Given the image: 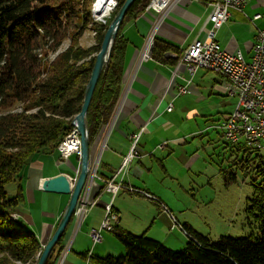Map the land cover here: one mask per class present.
Wrapping results in <instances>:
<instances>
[{
	"label": "trees",
	"instance_id": "obj_1",
	"mask_svg": "<svg viewBox=\"0 0 264 264\" xmlns=\"http://www.w3.org/2000/svg\"><path fill=\"white\" fill-rule=\"evenodd\" d=\"M124 1L119 0L107 23H99L92 18L93 0H0V264H17L16 260L32 262L42 248L36 234L13 217L24 201L23 169L35 153L57 151L73 128L105 31ZM149 2L135 0L119 28L86 116L90 144L102 126L111 121L122 94L129 41L123 29ZM87 28L95 31L96 43L84 47L80 38ZM66 39H70L69 45L50 59L51 51L56 52ZM170 52L180 54L171 42L154 38L151 54L154 60L176 65L177 59L168 56ZM226 145L234 152H243L242 167L252 164L261 176L254 183L255 197L248 207L260 223L258 236L221 235L212 242L185 225L190 240L184 248L176 250L146 232L135 234L116 227L113 232L124 245V253L96 256L94 263L264 264L263 150L241 142ZM226 178L228 182L237 179L231 171ZM16 182L18 189L12 194L7 185ZM72 222L46 264H52L57 247L70 234Z\"/></svg>",
	"mask_w": 264,
	"mask_h": 264
},
{
	"label": "crops",
	"instance_id": "obj_2",
	"mask_svg": "<svg viewBox=\"0 0 264 264\" xmlns=\"http://www.w3.org/2000/svg\"><path fill=\"white\" fill-rule=\"evenodd\" d=\"M212 1L181 0L160 21H156L154 11L144 10L126 23L123 35L129 41L120 112L114 125L111 122L103 125L90 144L92 170L87 190L89 199L98 201L85 216L79 230H74L73 222L70 248L62 264H95L96 256L117 255L125 251L124 245L113 231L101 229L103 238L95 244L91 236L93 228H100L105 215V204L112 196L111 191H103L104 180L115 175V181L134 188L131 190L121 187L114 197L113 206L121 218L118 227L139 234L137 230H142L147 223V214L140 212H146L145 203L150 201L157 210L156 215H151L154 226L150 225L142 232H150L153 238L161 240L170 238L157 235L158 219H161L160 223L169 231L168 228L173 223L170 214L174 215V212L163 200L168 197L158 191L153 182L176 176L170 164L172 157L189 169L193 168L200 153H190L189 139L204 135L205 129H216L218 137L224 140L219 122L223 114L228 116L234 111L237 100L227 95L224 77L219 73L203 68L192 72L185 63L176 69L177 64L158 62L151 54L143 59L142 55L152 34L154 38H161L177 46L180 53L195 39H206L211 27L207 19ZM261 3L264 4V0H250L242 10H231L229 19L216 33V39L224 49L230 52L239 49L248 56L252 54L257 33L255 24L257 27L264 25L261 21L263 17L255 20L256 23L253 21V16L261 13ZM182 85H186L188 91L178 93ZM170 103L173 108L168 111ZM204 117L208 121L203 128L197 118ZM189 119H195L197 130L187 131L183 126ZM134 143L137 154L121 170L124 158ZM80 166L81 155L74 154L62 161L59 152L53 151L35 153L23 169L21 183L24 201L18 206L17 220L23 228L34 232L42 245L55 232L70 199V194L44 190L42 182L60 172L75 175ZM17 189L16 182L12 186V192L16 193ZM121 191L124 195L118 198ZM145 192L151 195L148 196ZM129 199L133 202L131 211H127ZM129 214L132 217L126 219ZM175 218L177 219L176 216Z\"/></svg>",
	"mask_w": 264,
	"mask_h": 264
},
{
	"label": "rangeland",
	"instance_id": "obj_3",
	"mask_svg": "<svg viewBox=\"0 0 264 264\" xmlns=\"http://www.w3.org/2000/svg\"><path fill=\"white\" fill-rule=\"evenodd\" d=\"M115 9L116 7H114L112 11L114 12ZM259 10L263 14V19L261 21L264 23L263 3L259 5ZM113 12L111 13V15L113 14ZM92 18L94 22L98 21L97 18L94 17L93 15ZM108 19L105 23L108 22ZM255 20L257 19H254L253 16L254 23H256ZM262 27H264V25H262ZM150 40L148 45L150 44ZM69 43H70V39H66L63 42L62 46L56 52H60L63 48L69 45ZM95 43H96V37L94 30L91 28H87V30L83 33L82 37L80 38V44L84 47H88ZM181 54L182 52L179 55ZM49 58L53 59L54 56H51L50 54ZM184 63L188 65L187 62ZM200 68L214 71L212 69L205 67H200ZM214 72L223 75L224 77L223 84H224V80H226L224 74H222L219 71H214ZM232 97L236 98L238 102L237 97L235 96ZM207 119H208L207 117L197 118V120H199L200 123L203 125V128L207 125V121H208ZM177 120L180 121V118L177 117ZM189 123H191L192 125H190ZM183 126L187 129V131H195L197 130L198 127L197 124L195 123V119H189L188 121L186 120ZM227 142H229V140L225 139V137L224 140L218 137L216 133V129H209V130L205 129L204 135L194 137L193 139L191 138L189 139L188 147H190L191 149L190 153L197 151H199L200 153L198 159L194 163L193 168L189 169L188 166L182 165V163H179L173 157L170 159V164L173 167V170L176 172V176L174 178L172 177L162 178L161 180H159V182H153V185L158 191L162 192L164 195L168 197L163 200L167 205L171 207L170 209L173 210L174 215L177 217L178 220L175 218L173 214H170L173 219V223L172 226L170 224L168 231L166 227L160 223L161 219H158V223L156 225L158 237L167 239L169 236L170 238H168V240H161L158 238H154V239L162 241L165 245H167L172 249L180 250L184 248L187 242L190 240V234L188 233V231H186L183 225H187L188 228L194 232V234L200 233L208 237V239L212 242L216 241L221 235L258 236L261 233V226L258 219L254 215H252L248 210V207L252 204L253 199L255 197L256 188L254 183L256 181H259L261 176L257 175L254 166L252 164H250L251 167L243 168L242 159H241L243 152L232 151L230 147H227L226 145ZM240 142L241 144H244L247 147L255 148L249 143V141L246 138L245 140H242ZM235 148L236 147H234V149ZM261 153L264 154V150L261 151ZM127 164L123 166L122 163L121 168L126 167ZM91 170L92 168L90 169V171ZM229 171L235 173L237 178L236 180L230 182L227 181L226 175L229 174ZM95 175H97L96 172ZM115 177L116 175L110 179H113ZM255 178L258 179L256 180ZM14 185H16V183H11L7 185V189L10 193H13L12 186ZM83 191L86 194L87 188H84ZM103 191H106L105 185L103 187ZM111 193H112L111 199L108 203L105 204L104 207L105 215L107 214L106 205L111 203L112 211L117 215V217H120L119 213L115 210L113 206V200L116 194H114L112 191ZM85 194L82 195V198L79 197L74 213L72 215L73 219L71 220V222L72 221L75 222L73 228L76 231L80 229L81 223L84 220L85 216L96 205L98 201L97 200L95 203L91 204L90 202H93L94 200L85 198ZM123 195L124 192L121 191L118 194V198L122 197ZM152 201L156 203V201L154 200ZM127 202H128L127 211H131L133 202L131 203L130 199ZM82 203L84 204V206L81 208L82 210L80 211V213H78L77 208L80 205H82ZM157 204L161 206L160 203L157 202ZM145 208H146L145 209L146 212L143 213L141 210L140 214H147L145 218V221H147V223L145 224V226H143V228H141L142 230H137L139 231L138 232L139 234L143 233L142 231L146 227H149L150 225L154 226V224H152L151 222L153 219L152 218L153 216L151 215L152 214L156 215L157 210L150 201H146ZM132 214H129V216L126 219L131 218ZM71 222H69V224L67 225V229ZM72 224L70 228V234L68 235L67 239L64 241L63 244L57 247L58 253L55 255L52 264L55 263V261H57L58 259H61L62 261L65 260L66 254L68 253V250L70 248ZM119 225L120 222L114 224L113 228L108 231H113ZM102 230H107V229L103 228ZM100 234H101V239L98 241H95L92 237L94 244L102 240L103 235L101 233V230H100ZM146 234L152 238L154 237L150 234V232H146ZM45 244H43L42 248L36 253L35 259L32 262L30 261L22 262L20 260L19 261L16 260V263L37 264ZM122 253L124 252H121L120 254L117 255H121Z\"/></svg>",
	"mask_w": 264,
	"mask_h": 264
},
{
	"label": "built area",
	"instance_id": "obj_4",
	"mask_svg": "<svg viewBox=\"0 0 264 264\" xmlns=\"http://www.w3.org/2000/svg\"><path fill=\"white\" fill-rule=\"evenodd\" d=\"M181 0H151L146 10H152L160 21L169 11ZM250 0H213L212 9L208 15L207 22L211 23L206 39H195L186 47L180 55V62H187L189 69L195 72L200 67L219 71L224 74V87L228 96H235L238 99L235 110L222 117L219 127L223 132L225 139L233 144L245 140L255 147V149L264 150V27L256 25V39L252 48V56L249 60L244 58L241 50L230 52L225 50L216 39L217 30L229 19L230 12L233 9L242 10ZM262 13H256L254 19L262 18ZM151 42V40H150ZM150 44L145 48L142 58L145 59L147 52L149 56ZM174 54V53H173ZM235 64H231V62ZM180 64H177L176 69ZM258 70V72H254ZM246 88L251 91V96L246 93ZM180 93L188 91L186 85L179 87ZM172 110V104L168 106ZM118 112L115 113L116 119ZM255 132V133H254ZM247 135V136H246ZM80 133L78 129L73 128L64 136L62 145H60L61 157H70L74 154H81ZM137 154L136 143L131 147L128 155L125 157L123 166ZM122 185L113 179L105 180V189L114 194ZM127 189H134L132 186H125ZM146 195L151 194L145 192ZM95 202L97 200H94ZM93 201V202H94ZM80 205L77 212L80 213ZM107 214L102 222V228L110 230L113 225L118 223L117 215L112 211L111 203L106 205ZM86 211V210H85ZM83 211V212H85ZM82 212V213H83ZM81 215V214H79ZM83 218V217H82ZM91 235L95 241L101 239L100 230L92 229ZM58 259L54 264H62Z\"/></svg>",
	"mask_w": 264,
	"mask_h": 264
},
{
	"label": "water",
	"instance_id": "obj_5",
	"mask_svg": "<svg viewBox=\"0 0 264 264\" xmlns=\"http://www.w3.org/2000/svg\"><path fill=\"white\" fill-rule=\"evenodd\" d=\"M135 0H125L122 6L117 11L108 28L105 31L101 49L96 55V59L92 68L89 81L86 85L83 104L80 112L75 116L73 125L78 129L81 139V166L79 172L76 174V180L73 182L68 175L60 172L52 177L45 178L42 182L44 190L55 193L70 194L69 202L63 212L62 218L57 226V229L51 238L45 244L37 264H46L53 248L56 246L59 239L62 237L67 225L72 219L75 207L82 194L84 188L90 181L91 174V159H90V138L87 127L86 116L89 110L93 94L98 83L99 77L108 63L115 39L117 37L119 28L129 8ZM154 45V34L151 36L150 50L152 52ZM170 55V54H169ZM73 182V184H72Z\"/></svg>",
	"mask_w": 264,
	"mask_h": 264
},
{
	"label": "bare ground",
	"instance_id": "obj_6",
	"mask_svg": "<svg viewBox=\"0 0 264 264\" xmlns=\"http://www.w3.org/2000/svg\"><path fill=\"white\" fill-rule=\"evenodd\" d=\"M118 2H119V0H93V2H92V6H91V12H92V15L94 16V17H96L97 18V20L98 21H96V22H99V23H105L106 21H107V19L108 18H110L111 17V13L113 12L112 10L114 9V7H116L117 8V6H118ZM94 33H95V31H94ZM68 46V45H67ZM66 46V47H67ZM65 47V48H66ZM64 49V48H63ZM56 53H58V52H52L51 53V56H54L55 57V55H56ZM243 53V55H244V58L245 59H247V60H249L250 58H251V56H248V55H246V54H244V52H242ZM150 54H152V52H149V55ZM170 54V55H169ZM144 55H147V57H148V54H147V52H145L144 53ZM168 56H171V57H174V58H176L177 59V64H182V63H184V62H180V55L179 54H176V53H168ZM231 64L233 65V67L235 66V64L233 63V61L231 62ZM189 67V66H188ZM254 72H258V70H255ZM262 80H264V79H262ZM178 93H180V92H178ZM227 93V92H226ZM246 93L249 95V96H251V91L248 89V88H246ZM120 105H122V100H121V97H120V100L117 102V106H116V109H115V112H114V115H115V113L116 112H120ZM167 110H168V107H167ZM168 111H171V110H168ZM114 115H113V117H112V119H111V125H114V123H115V121H116V119H115V117H114ZM222 117H226V114H223V116ZM60 145H62V141L59 143V145H58V148H57V151L59 152V154H60V157H61V152H60ZM80 149H81V143H80ZM101 152H102V150H100ZM69 158L67 157H64V156H62L61 157V160L62 161H65V160H68ZM100 160V156H99V159H98V161ZM121 170H123V168H121ZM79 172V171H78ZM78 172H76L75 173V175H71L69 172H64V173H66L67 175H68V177H69V179L70 180H72L73 182L76 180V174L78 173ZM89 181V180H88ZM93 181V180H92ZM105 181V180H104ZM73 182H72V184H73ZM121 185H122V187H125L124 186V184L122 183V182H119ZM86 188H87V186H86ZM85 194V192L83 191L82 192V194L80 195V198H82V195H84ZM85 198H89V193H88V190L86 191V194H85ZM83 200V199H82ZM89 202H90V200H89ZM91 204H93V203H95V201L94 202H90ZM13 217L14 218H17L18 217V214L17 213H15V214H13ZM118 218V222H120V217H117ZM101 229H103L102 228V223H101V226H100V228H99V230H101ZM94 244V243H93ZM40 258V257H39ZM63 263V262H62ZM54 264V263H53Z\"/></svg>",
	"mask_w": 264,
	"mask_h": 264
}]
</instances>
